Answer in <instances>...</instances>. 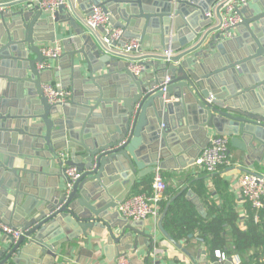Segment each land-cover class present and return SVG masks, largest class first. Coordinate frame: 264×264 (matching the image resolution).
Returning <instances> with one entry per match:
<instances>
[{"label": "water", "instance_id": "1", "mask_svg": "<svg viewBox=\"0 0 264 264\" xmlns=\"http://www.w3.org/2000/svg\"><path fill=\"white\" fill-rule=\"evenodd\" d=\"M227 1L78 0L48 13L36 0H0V223L23 233L13 241L0 230V264H53L59 247L92 234L106 237L108 259L113 246L118 254L147 247L148 264L154 235L116 211L138 180L192 166L209 130L243 160L264 162V0L222 29ZM92 8L122 31L118 41L105 45L103 29L76 26ZM64 24L73 36L62 41L58 71H38L41 46ZM132 41L139 47L126 52ZM52 82L71 91L66 104L44 98ZM68 167L80 174L69 189ZM163 217L158 232L188 257Z\"/></svg>", "mask_w": 264, "mask_h": 264}, {"label": "built area", "instance_id": "2", "mask_svg": "<svg viewBox=\"0 0 264 264\" xmlns=\"http://www.w3.org/2000/svg\"><path fill=\"white\" fill-rule=\"evenodd\" d=\"M68 1L76 2L78 0H36L38 8L48 13H54L59 6L67 5ZM250 1L252 0H228L223 7L226 18H224L222 29L237 25L241 21L238 12L242 7L248 5ZM209 16H211V13L207 14V17ZM82 22L83 26L91 33L97 34L98 30L103 29L105 34L103 37H100V41L105 45L118 41L122 36L121 30L109 29L108 17L103 13L101 8H92L91 15L84 17ZM138 47V43L132 41L126 46V52L137 49ZM40 51L44 61L37 65L38 71L50 70L52 68V63L59 60L64 55V51L60 44L42 45ZM163 54L167 56V52ZM132 70L135 75H139L142 68L135 67ZM41 89L44 98L50 105H64L71 97L70 90L57 88L51 83L43 84ZM59 157L63 163L69 159L68 153L65 150L60 151ZM236 166L237 164L232 161L229 154V138L218 135H213L208 139L207 146L194 160L192 165L193 168H196L199 172L205 173L208 177L217 173L219 169H231ZM253 173V170L242 173L237 180V185L244 203H248L253 210L259 212L264 209V176L258 177ZM65 177L67 180L66 188L69 189L80 177V174L75 168L68 167L65 171ZM165 190V182L161 175L156 172L153 176L149 194L127 195L117 206L116 211L120 218L129 222L144 223L149 218L158 219L161 216L159 204L163 200ZM256 219L257 216L255 217V220ZM0 230L3 232L4 236L9 237L13 241H17L23 234L20 230H13L1 223ZM154 253L153 250V258ZM214 257L217 263L220 264L226 262L228 259L231 260V264H240V260L237 256L226 257L224 254L216 251ZM262 262H264V259ZM116 264H130L128 253H120L117 256Z\"/></svg>", "mask_w": 264, "mask_h": 264}, {"label": "trees", "instance_id": "3", "mask_svg": "<svg viewBox=\"0 0 264 264\" xmlns=\"http://www.w3.org/2000/svg\"><path fill=\"white\" fill-rule=\"evenodd\" d=\"M210 179L212 191L206 185ZM151 183V178H143L133 185L128 195L149 194ZM184 184L186 189L169 204L168 199L175 192L166 188V200L159 204V212L164 214L162 226L168 236L175 242L194 237L204 244L212 262H217L214 253L218 251L226 257L237 256L240 264H264V209L256 212L246 203L243 216H239L234 202H228V185L216 173L210 177L205 173L189 175L179 186ZM188 192L201 200L206 210L205 218L199 217L193 205L186 201ZM215 194L223 200L222 204L213 201ZM157 250L156 245L154 252Z\"/></svg>", "mask_w": 264, "mask_h": 264}, {"label": "crops", "instance_id": "4", "mask_svg": "<svg viewBox=\"0 0 264 264\" xmlns=\"http://www.w3.org/2000/svg\"><path fill=\"white\" fill-rule=\"evenodd\" d=\"M253 2L250 1L248 5H251ZM81 14V20L84 18V15L82 13H78V15ZM76 26L78 28H83V23H76ZM85 30V29H84ZM55 37L56 42L54 44H60L64 54H65V48L62 45V41L71 38L73 36V29L64 24V25H56L55 26ZM234 37H241L238 35V33L234 32V34L231 36ZM58 64L59 60L52 63V72L58 71ZM61 72H67L65 77L69 76L70 71L69 69L64 70ZM64 77V78H65ZM52 84L55 86V84L52 82ZM61 86V84H60ZM62 86H67V84H63ZM213 135H216L213 130H209L208 132V138L212 137ZM68 153V158L70 159V150L67 148H64ZM229 154L232 158V161L237 164L236 167H233L231 169H220L216 174L219 175L222 182L228 185V202H234L235 204V210L238 213L239 216H243L244 214V208L245 204L244 201L241 198V195L239 193L237 180L239 176L244 172H250L254 170H260L262 169V174L264 175V162L259 163V165L255 162L253 158H249L248 160H243L244 154L240 153L236 149H233L230 146L229 143ZM163 181L165 182L166 188L170 187V190H174V195L169 197L168 204L177 198L181 191L183 192L186 189V184L180 185L184 182L185 178L189 175L202 173L199 172L196 168H193L192 166H187L183 170H170V171H160L158 172ZM154 174L146 176L147 178H151L153 180ZM138 182H141V180H138ZM179 183V184H178ZM63 184L62 180H60V185ZM207 188L209 191H212V183L211 179L207 181L206 183ZM166 191V190H165ZM127 196V195H126ZM187 199L186 201L193 205V208L196 212V214L201 217H206V210L204 208V205L202 204L201 200L198 198V196L187 193L185 196ZM197 197L198 203L201 206V210L197 209V205L193 202L194 198ZM213 201L219 205L222 204L221 198L218 194H215L212 196ZM163 200H166V196L163 197ZM162 215L158 218H149L144 222L145 229H147L149 232H151L154 235V241L155 245L158 246L157 252L154 253V258L150 254V258L148 260V264H151L154 262H159L160 264H203V262L206 260L209 264H212L214 262L209 260L208 253L206 252L205 246L203 243L197 241L194 237L191 238V241L188 243L187 241L190 239L180 240L185 241L183 244V249L188 253V257L184 255L178 248H176L172 243L167 241L165 238L161 236V234L157 230L158 222L160 221ZM106 245V237L104 235L99 236L92 234L88 238H79L74 243H65L61 247H59L57 258L55 259L53 264H116L117 256L119 255L116 251V246H113V256L112 258L108 259L104 252V246ZM205 250L206 256L199 255V251L202 249ZM148 255L147 247L145 246H139L137 248L136 253L129 251L128 256L130 260V264H145V258ZM197 257L201 258V262H197Z\"/></svg>", "mask_w": 264, "mask_h": 264}]
</instances>
